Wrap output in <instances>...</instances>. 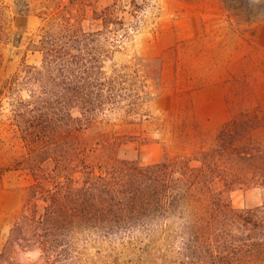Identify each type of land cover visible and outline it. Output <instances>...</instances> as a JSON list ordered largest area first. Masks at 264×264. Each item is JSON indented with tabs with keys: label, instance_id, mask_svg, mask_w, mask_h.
Listing matches in <instances>:
<instances>
[{
	"label": "trees",
	"instance_id": "1",
	"mask_svg": "<svg viewBox=\"0 0 264 264\" xmlns=\"http://www.w3.org/2000/svg\"><path fill=\"white\" fill-rule=\"evenodd\" d=\"M223 3L237 21L264 20V0L255 11ZM15 7L18 15L30 12L26 0ZM91 7L92 0L41 2L43 24L22 44L21 37L10 41L13 16L0 0V45L24 47L0 88V133L22 150L11 167L31 180L8 244L36 247L47 259L72 258L77 243L95 240L165 246L174 264H264V124L257 114L226 123L208 148L158 163L94 159V148L122 140L114 133L92 144L85 132L147 120L162 64L142 57L113 63L159 9L157 0H112L91 11L95 30H85ZM250 188L263 192L262 204L234 208L230 194Z\"/></svg>",
	"mask_w": 264,
	"mask_h": 264
},
{
	"label": "rangeland",
	"instance_id": "2",
	"mask_svg": "<svg viewBox=\"0 0 264 264\" xmlns=\"http://www.w3.org/2000/svg\"><path fill=\"white\" fill-rule=\"evenodd\" d=\"M26 1L30 12L18 15L15 3L19 0H4L13 16L10 41L21 37L22 44L43 24L36 14L45 0ZM111 1L92 0L82 22L85 30H95L91 11L105 8ZM258 3L236 0L232 6L255 11ZM157 7L113 63L122 65L135 57L160 60L161 89L148 107L147 120L133 125L112 122L85 132L92 144L114 133L122 140L118 147L94 148L96 161L111 158L150 165L165 156L212 146L220 128L241 115L257 114L264 124V20L237 21L223 0H157ZM23 48L0 45V88L17 70L22 55L15 52ZM27 61L32 63L33 57ZM21 154L0 133V264H174V250L165 246L119 248L91 240L77 243L72 258L47 259L36 247L9 245L10 230L31 181L26 173L11 167ZM230 201L236 209H253L262 204L263 192L258 188L237 190L230 194Z\"/></svg>",
	"mask_w": 264,
	"mask_h": 264
}]
</instances>
